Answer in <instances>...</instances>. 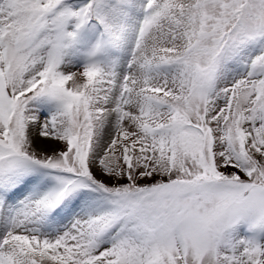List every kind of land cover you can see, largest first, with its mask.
<instances>
[{"label":"snow or ice","instance_id":"1","mask_svg":"<svg viewBox=\"0 0 264 264\" xmlns=\"http://www.w3.org/2000/svg\"><path fill=\"white\" fill-rule=\"evenodd\" d=\"M0 264H264V0H2Z\"/></svg>","mask_w":264,"mask_h":264},{"label":"rangeland","instance_id":"2","mask_svg":"<svg viewBox=\"0 0 264 264\" xmlns=\"http://www.w3.org/2000/svg\"><path fill=\"white\" fill-rule=\"evenodd\" d=\"M0 2H2V0H0Z\"/></svg>","mask_w":264,"mask_h":264}]
</instances>
